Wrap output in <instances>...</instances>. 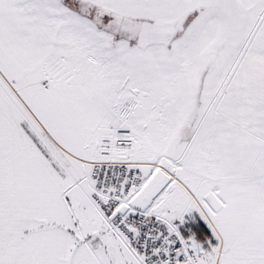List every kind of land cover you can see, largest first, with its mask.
<instances>
[{
	"label": "snow or ice",
	"instance_id": "obj_1",
	"mask_svg": "<svg viewBox=\"0 0 264 264\" xmlns=\"http://www.w3.org/2000/svg\"><path fill=\"white\" fill-rule=\"evenodd\" d=\"M0 264H264V0H0Z\"/></svg>",
	"mask_w": 264,
	"mask_h": 264
}]
</instances>
